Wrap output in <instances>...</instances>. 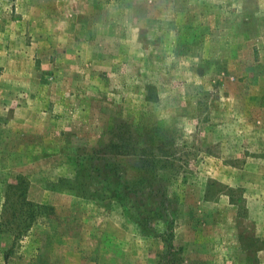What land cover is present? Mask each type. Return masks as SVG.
I'll list each match as a JSON object with an SVG mask.
<instances>
[{"label": "rangeland", "instance_id": "374dc122", "mask_svg": "<svg viewBox=\"0 0 264 264\" xmlns=\"http://www.w3.org/2000/svg\"><path fill=\"white\" fill-rule=\"evenodd\" d=\"M0 264H264V0H0Z\"/></svg>", "mask_w": 264, "mask_h": 264}, {"label": "trees", "instance_id": "16d2710c", "mask_svg": "<svg viewBox=\"0 0 264 264\" xmlns=\"http://www.w3.org/2000/svg\"><path fill=\"white\" fill-rule=\"evenodd\" d=\"M167 144H168V140H166L165 138H160L157 142H156V147H154L153 148V151L155 150V154L153 155V157H155V156H157V157H159V158H163L162 156H167L166 155V152L165 151H168V150H166V148H167ZM117 153V152H116ZM168 153V152H167ZM78 159L76 160V163H78ZM142 163H143V165H144V167H146L147 168V163H146V161H141ZM115 168H117V167H115ZM155 169H157L156 167H155ZM156 171L157 170H153V168H150V167H148V173H150V174H152V175H155V173H156ZM144 174H146V172H144ZM143 178H145V177H143ZM142 178V179H143ZM152 181V180H151ZM151 181H149L148 182V186H149V188L150 189H152L153 187H154V185H155V182H151ZM143 183V182H142ZM28 205H33L32 203H30V202H28ZM41 209H46V207H44V206H42V207H40ZM36 219V216H35V214H34V212L33 211H31L30 212V214H29V220L30 221H34ZM146 221H148V220H143V221H141V222H146ZM140 222V223H141Z\"/></svg>", "mask_w": 264, "mask_h": 264}]
</instances>
